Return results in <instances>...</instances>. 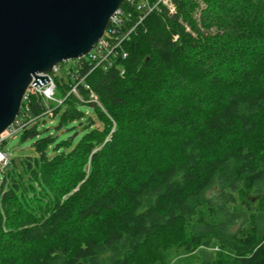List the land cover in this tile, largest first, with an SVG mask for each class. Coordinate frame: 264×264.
<instances>
[{
    "label": "trees",
    "instance_id": "obj_1",
    "mask_svg": "<svg viewBox=\"0 0 264 264\" xmlns=\"http://www.w3.org/2000/svg\"><path fill=\"white\" fill-rule=\"evenodd\" d=\"M139 1L111 66L23 100L0 264H264V0Z\"/></svg>",
    "mask_w": 264,
    "mask_h": 264
},
{
    "label": "water",
    "instance_id": "obj_2",
    "mask_svg": "<svg viewBox=\"0 0 264 264\" xmlns=\"http://www.w3.org/2000/svg\"><path fill=\"white\" fill-rule=\"evenodd\" d=\"M124 0H0V135L31 85L61 61L87 55Z\"/></svg>",
    "mask_w": 264,
    "mask_h": 264
},
{
    "label": "built area",
    "instance_id": "obj_3",
    "mask_svg": "<svg viewBox=\"0 0 264 264\" xmlns=\"http://www.w3.org/2000/svg\"><path fill=\"white\" fill-rule=\"evenodd\" d=\"M159 1H163L171 11L175 9V5L171 0H157V2ZM127 2L134 3L135 0H127ZM157 2L151 3L149 0H140L138 3H136L137 8L144 12L142 15H140L139 22L144 18L145 14L155 6ZM129 14L127 9L121 5L111 17L108 28L106 29L104 35L98 42L95 43L90 52L81 58H76L78 59L77 64L73 69L68 71V74L76 80V83L72 86L70 92L78 93V85L80 83H85V74H82V69L85 63L89 64V68L90 66H93V68L98 66L107 68L113 64V60H115V57H117L121 52L120 48L124 39L134 28V26L130 28L126 27V21L128 20ZM126 55L127 53L124 51L123 56ZM60 67L61 64L59 63L52 68V70L48 73L49 81L45 85H31L27 89L24 100L32 94H38L42 96L46 102L49 100H55L61 103L63 99H57L55 97L56 84L54 81V76L59 73ZM121 72L123 73L124 69H122ZM49 114H51V111H49ZM19 116L20 115H18L13 124L0 135V142L4 141L9 136L16 135L17 132L22 130L27 125V122H24L22 117ZM9 160L10 153L7 151L0 152V163H3L5 166Z\"/></svg>",
    "mask_w": 264,
    "mask_h": 264
},
{
    "label": "rangeland",
    "instance_id": "obj_4",
    "mask_svg": "<svg viewBox=\"0 0 264 264\" xmlns=\"http://www.w3.org/2000/svg\"><path fill=\"white\" fill-rule=\"evenodd\" d=\"M87 58V56H86ZM78 59H68L61 61V67L59 69V77H62L64 82H67L69 79L68 71L73 69L74 66L77 64ZM50 102H56L55 100H49ZM57 119L53 118L51 115L47 116L46 122H41L38 124L39 130L41 133H47L49 131L55 130V123ZM35 138L29 137L26 139H22V130L16 133V135H12L7 137L4 141L0 142V152L7 151L10 153V158H14L18 160L19 157L23 155H37L35 148L33 146ZM0 179L2 177V170L4 167L3 163H0Z\"/></svg>",
    "mask_w": 264,
    "mask_h": 264
},
{
    "label": "bare ground",
    "instance_id": "obj_5",
    "mask_svg": "<svg viewBox=\"0 0 264 264\" xmlns=\"http://www.w3.org/2000/svg\"><path fill=\"white\" fill-rule=\"evenodd\" d=\"M107 28H108V26H107ZM107 28H106V29H107Z\"/></svg>",
    "mask_w": 264,
    "mask_h": 264
}]
</instances>
